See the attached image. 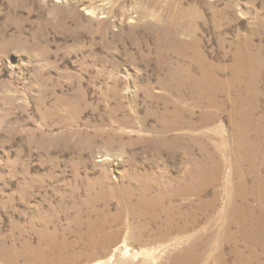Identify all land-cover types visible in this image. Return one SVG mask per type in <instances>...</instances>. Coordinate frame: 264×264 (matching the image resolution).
Instances as JSON below:
<instances>
[{
  "label": "rangeland",
  "instance_id": "1",
  "mask_svg": "<svg viewBox=\"0 0 264 264\" xmlns=\"http://www.w3.org/2000/svg\"><path fill=\"white\" fill-rule=\"evenodd\" d=\"M247 40L262 52V84L252 105V121L262 133L252 141H259L264 159V0H0V250L36 246L45 237L69 245L71 264H184L198 233L209 230L227 204L229 143L235 140L230 105L203 130L168 133L219 146L216 155L226 163L221 181L201 200L192 195L173 201L198 215L197 231L148 244L147 237L129 232L135 221L126 214L115 227H124L122 236L107 256L92 248L84 259L78 235L87 224L80 227L78 219L96 218L94 209L105 208L102 201L91 203L100 193L139 188L135 178L180 177L193 168L188 154L150 143L164 122L159 98L174 95L168 88L172 73L186 64L167 55V48L196 43L210 63L228 67L235 46ZM192 120L202 121L199 110ZM192 154L201 157L196 146ZM259 172L264 180V166ZM214 196L215 213L195 211ZM260 199L253 195L249 202L255 216L264 209ZM118 205L111 202L110 214ZM211 244L209 264H218L220 251L226 264H246L252 252L261 258L249 264L264 260L263 231L227 234L222 245Z\"/></svg>",
  "mask_w": 264,
  "mask_h": 264
},
{
  "label": "bare ground",
  "instance_id": "2",
  "mask_svg": "<svg viewBox=\"0 0 264 264\" xmlns=\"http://www.w3.org/2000/svg\"><path fill=\"white\" fill-rule=\"evenodd\" d=\"M252 49L251 40L238 43L234 49V61L231 66L226 67L210 63L209 58L202 54L196 43L177 44L170 49L167 48V55L182 57L186 64H177L176 72L172 73L173 79L168 88L174 95L159 98V103L163 105L164 122L161 125L160 136L152 139L150 143L153 148L162 144L167 145L170 154L180 152L188 154L193 160V168H187L180 177L157 174L148 175L145 177L146 181L142 177L135 178L141 183L140 189L136 187H126L119 191L113 189L108 194L100 193L92 198L93 205L102 201L105 208L94 209L93 214L96 218L90 217L85 222L82 218L78 219L80 227L87 224V232L78 235L79 245L83 246L84 251L79 256L87 259L86 252L92 248L102 249L100 256H107L122 236L124 227L122 229L115 227L122 224L126 214L132 216L135 221L129 227V232L147 237L148 244L166 242L174 233L184 237L191 231H197L200 225L198 215L193 214L194 211L182 212V206L174 205L173 201L192 195L201 200L206 189L216 187L221 181L220 176L222 170H226V163L217 157L221 151L219 146L212 149L209 143L205 144L204 139L193 138L184 135L183 132L175 138L168 133L176 130H187L191 133L203 130L216 121L222 111L225 112L227 105L232 107L230 118L235 136L231 143L229 139L227 140L231 150L228 161L231 177L226 180L225 185L229 194L227 204L217 214L216 196L206 204L195 206V211L207 210L208 217L213 213L215 215L209 230L198 233L192 250L184 254L186 256L184 264L201 262L209 264L210 256L208 258L205 256L210 250L215 249L211 243L222 245L227 234L230 236L264 232V209L263 212L257 211L258 218L252 213L249 203L253 195L264 200V180L258 174L264 166V159L260 157L259 141H252V135L262 133L260 126L252 121V112H255L252 105L255 98H258L263 78L260 61L262 52H254ZM195 109L201 112V122L192 120ZM184 141L195 142L182 143ZM193 146L198 147L201 157H193ZM244 167L247 168L246 172ZM236 180L240 181L235 182ZM152 188L157 191L154 193ZM113 200L119 201L117 213L114 215L109 212ZM124 243L125 249L128 250L127 239ZM200 244L203 246L201 253L198 252ZM69 249L67 243L40 237L36 246L25 243L20 249L2 248L0 264H71L68 259L74 256L69 255ZM233 253L239 258V252ZM225 257V253L220 251L215 255V260L218 264H226ZM260 258V255L252 252V260H246V264L254 260L259 261ZM261 262L264 264V260ZM175 264L180 262L176 259Z\"/></svg>",
  "mask_w": 264,
  "mask_h": 264
}]
</instances>
